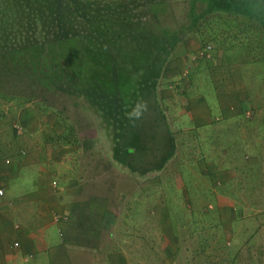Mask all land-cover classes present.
<instances>
[{
	"label": "rangeland",
	"instance_id": "rangeland-1",
	"mask_svg": "<svg viewBox=\"0 0 264 264\" xmlns=\"http://www.w3.org/2000/svg\"><path fill=\"white\" fill-rule=\"evenodd\" d=\"M17 4L23 11L18 21ZM206 7L200 0H0V104L11 101L8 129L13 123L20 129L17 109L24 106L28 112L23 133L32 130L40 134L41 143L46 139L65 149L64 155L73 153L67 161L79 162L85 179L91 174L85 182L93 185L83 189L85 194L88 190L91 196L105 195L112 208L118 211L124 207L126 212L132 207L121 201L122 196L141 195L144 199L136 211L142 209L143 228L149 233L143 238L153 241L151 229L160 228L164 234L153 243L177 248L175 264H264V25L250 12ZM38 8L43 11L40 18H25ZM82 40L89 46L100 44L101 55L97 57L99 52L92 47L79 52ZM63 51L75 61V68L65 77L57 74L61 67L57 60ZM164 51V60L158 61L159 74L153 76L157 73L153 72L155 58ZM217 56L219 68L230 65L242 71L244 87L239 90L246 107L240 106L233 118L219 119V128L207 124L175 132L169 106L188 86L180 90L177 84L175 91L174 83L189 85L185 71L212 69ZM111 57H116L114 64L123 61L126 71L127 61L135 70L122 73L127 80L116 91L119 96L112 93L106 104H95L92 89L83 88L87 80L90 84L95 80L89 75L96 70L89 65L95 58ZM170 72L174 78L168 77ZM152 73L150 81L154 77L165 118L158 131L171 134L174 150L159 170L141 173L126 165V148L134 144L129 141L128 129L136 94L141 87H148ZM52 74L64 81L52 83ZM15 91L19 95L9 94ZM212 97L210 93L208 100ZM247 107L251 110L248 115ZM155 144L151 142V146ZM21 147L28 150L16 145L14 152ZM161 151L154 150L157 155ZM200 157L207 163L222 158L219 186L194 183ZM189 164L192 168L187 169ZM176 165L181 166V175L176 173ZM222 190L233 202L221 205V216V207L211 194ZM199 193H203L197 196L201 206L194 203L196 198L186 197ZM217 220L228 227L229 242L226 239L227 246L203 251L199 229ZM125 222L126 227H133Z\"/></svg>",
	"mask_w": 264,
	"mask_h": 264
},
{
	"label": "crops",
	"instance_id": "crops-1",
	"mask_svg": "<svg viewBox=\"0 0 264 264\" xmlns=\"http://www.w3.org/2000/svg\"><path fill=\"white\" fill-rule=\"evenodd\" d=\"M214 65L200 71L193 67L190 73L186 70L184 78L187 76L189 85L174 83L175 91L177 84L180 90L188 86L174 103L170 101L169 121L175 132L185 133L207 124L219 128V119L231 118L240 106H245L242 102L245 96L239 90L242 71H235L230 65L219 68V57ZM168 77L174 78L171 72ZM209 92L213 97L208 100ZM10 103L3 100L0 104V264H175L177 248L153 243L164 234L160 228L151 229L155 231L150 233L153 241L143 238L149 233L143 228L142 209L136 211L140 208L136 205L140 206L144 199L141 195L122 196L121 201L132 207V211L126 212L124 207L118 211L112 208L105 195L91 196L88 190L85 194L83 189L93 185L92 181L85 182L91 179V174L85 179L79 160L77 165L76 160L75 164L67 161L72 152L64 155L65 149L52 146L46 139L41 143L40 134L31 132L30 127L31 131L23 133L26 107L17 109L20 129H15L14 123L8 129ZM250 111L249 107L245 108L246 115ZM16 145H24L28 150L21 147L14 152ZM50 147L52 150L45 149ZM201 158L196 161L194 183L219 186L220 176L223 177L222 158L216 157L208 163L201 162ZM190 167L189 164L187 169ZM182 168L176 165V173L181 175ZM223 191L211 194L221 207V216V205L233 202L222 195ZM203 193L186 197L196 198L194 203L201 206L197 196ZM125 220L133 227H126ZM227 228L224 221L202 226L199 237L203 251L227 246ZM157 252L162 255L158 257Z\"/></svg>",
	"mask_w": 264,
	"mask_h": 264
},
{
	"label": "trees",
	"instance_id": "trees-1",
	"mask_svg": "<svg viewBox=\"0 0 264 264\" xmlns=\"http://www.w3.org/2000/svg\"><path fill=\"white\" fill-rule=\"evenodd\" d=\"M202 2H205V4L210 7L214 8L215 10L221 11V12H250V14L254 15V18L258 20L259 22L264 25V0H200ZM18 5V6H17ZM17 8L19 10L17 21L20 20L21 12H23L19 8V4H17ZM59 5L58 3L56 4ZM206 7V9H208ZM21 14V15H20ZM63 14V13H62ZM40 18L43 15V11L38 9H33L31 12H28L25 16L27 19L31 20L30 18ZM64 15V14H63ZM23 16V17H24ZM50 16V15H49ZM82 39V38H80ZM174 42V41H173ZM91 44V43H90ZM100 44H94V45H87L83 42L81 43V49L78 51L82 52L81 50H84L86 48L95 49L97 52L96 56L101 55L100 50ZM59 47V46H58ZM170 47L167 48V50ZM65 52L63 51V56L59 60H57V66L61 65L60 71L57 74H62L63 77H65L66 73H69L70 71L75 68L73 66V57L71 55L67 56L64 55ZM1 56V52H0ZM165 51L164 54L159 55L155 59L156 62L153 64V72H157L156 75L154 73L149 74V77L147 79V83L149 84L148 87H141L136 94L137 98L134 101V117L133 121L130 124L131 127L128 129V138L129 141L134 142L131 147H127L126 151L129 154L127 157V168L133 171H149V170H159L166 162L168 157L173 152V140L171 134L165 135L164 133H161L158 131V129H162L161 125H165V118L163 117V113L160 111L159 107V101L156 95V81H154L153 76H158L159 74V60H164L165 58ZM1 59V58H0ZM116 60V57H111L108 59H97L95 58L92 63L89 66H93L96 70V73L94 75H89L91 78H95V80H92V83L90 84V80H87L83 86V88H91V97L93 98V101L95 104L103 105L106 104L110 98H112V93L115 96H119V94L116 92L118 89H120L122 83L124 80H127L126 77L123 75L130 74L129 70L132 71L135 70L134 67H132L129 64V61L125 64V67L127 68V71L125 68H123V61H121L122 65H120L119 62L114 64ZM86 67V66H84ZM146 68V67H145ZM48 70H50V67H47ZM87 69V68H85ZM45 73V72H44ZM123 73V74H122ZM79 74V72H78ZM82 74V73H80ZM55 74L50 75L51 82L52 83H61L64 81V79L60 80L59 77L55 76ZM83 75V74H82ZM15 78V77H14ZM66 80V79H65ZM84 82V81H83ZM150 82H152L150 84ZM14 83V82H13ZM82 86V85H80ZM20 92H11L10 95H19ZM83 93V92H82ZM85 95V92L83 93ZM110 95V96H109ZM8 96V95H7ZM89 96V95H85ZM9 99L13 98V96L7 97ZM132 132V133H131ZM156 142L155 145L151 146V142ZM167 143V144H165ZM167 146V148H166ZM155 149H163L164 151L159 153L157 155L156 152H154ZM159 152V151H158ZM154 158V159H153ZM152 172V171H151Z\"/></svg>",
	"mask_w": 264,
	"mask_h": 264
},
{
	"label": "built area",
	"instance_id": "built-area-1",
	"mask_svg": "<svg viewBox=\"0 0 264 264\" xmlns=\"http://www.w3.org/2000/svg\"><path fill=\"white\" fill-rule=\"evenodd\" d=\"M0 194H2V191L0 190Z\"/></svg>",
	"mask_w": 264,
	"mask_h": 264
}]
</instances>
